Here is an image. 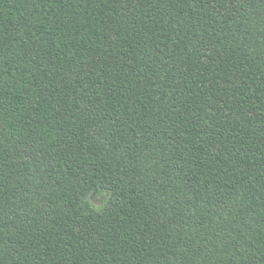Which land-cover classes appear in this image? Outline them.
Instances as JSON below:
<instances>
[{"label": "trees", "instance_id": "trees-1", "mask_svg": "<svg viewBox=\"0 0 264 264\" xmlns=\"http://www.w3.org/2000/svg\"><path fill=\"white\" fill-rule=\"evenodd\" d=\"M0 264H264V0H0Z\"/></svg>", "mask_w": 264, "mask_h": 264}, {"label": "rangeland", "instance_id": "rangeland-1", "mask_svg": "<svg viewBox=\"0 0 264 264\" xmlns=\"http://www.w3.org/2000/svg\"><path fill=\"white\" fill-rule=\"evenodd\" d=\"M106 196L105 195H100L98 193H92L90 195V200L93 203V205L100 207L104 201H105Z\"/></svg>", "mask_w": 264, "mask_h": 264}]
</instances>
